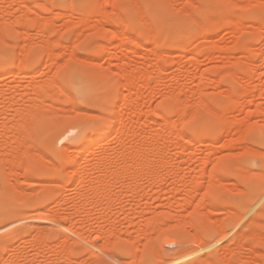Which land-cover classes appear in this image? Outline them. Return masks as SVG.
<instances>
[{
  "label": "rangeland",
  "instance_id": "rangeland-1",
  "mask_svg": "<svg viewBox=\"0 0 264 264\" xmlns=\"http://www.w3.org/2000/svg\"><path fill=\"white\" fill-rule=\"evenodd\" d=\"M0 24V264L264 261V0H0Z\"/></svg>",
  "mask_w": 264,
  "mask_h": 264
},
{
  "label": "bare ground",
  "instance_id": "bare-ground-1",
  "mask_svg": "<svg viewBox=\"0 0 264 264\" xmlns=\"http://www.w3.org/2000/svg\"><path fill=\"white\" fill-rule=\"evenodd\" d=\"M69 2H70V1H69ZM23 3H24V2H23ZM23 3H22V4H23ZM69 4H70V3H69ZM69 4H68V6H69ZM70 5H71V4H70ZM100 8H101V7H100ZM62 15H63V14H62ZM67 15L69 16V14H67ZM70 15H71V13H70ZM72 16H73V15H72ZM79 16H80V15H79ZM86 16H87V15H86ZM81 18H82V17H81ZM84 18H85L84 20L87 21V19H86L87 17H84ZM225 18H226V17H225ZM231 18H232V17H231ZM82 19H83V18H82ZM194 19H195V18H194ZM228 19H229V18H228ZM195 20H196V19H195ZM232 20H233V18H232ZM13 21H14V20H13ZM16 21H17V20H16ZM39 21H40V20H39ZM141 21H143V20H141ZM236 21H237V20H236ZM17 22H18V21H17ZM71 22H72V21H71ZM122 22H123V21H122ZM122 22H121V23H122ZM124 22H125V21H124ZM196 23H198V25H201V24H200V23H201L200 21H196ZM235 23H236V22H235ZM1 24H2V23H1ZM1 24H0V26H1L0 28L2 29V25H1ZM237 24H238V23H237ZM37 25H38V24H37ZM73 25H74V24H73ZM124 25H125V24H124ZM201 26H202V25H201ZM201 26H199V28H201ZM203 28H204V27H203ZM237 28H238V27H237ZM239 29H240V28H239ZM239 29H238V30H239ZM240 30H242V29H240ZM202 31H203V29H202ZM40 33H41V32H40ZM204 33H205V32H204ZM261 33L263 34V32H261ZM114 34H116V32H115ZM114 34H113V35H114ZM113 35H111L110 38H111ZM263 35H264V34H263ZM0 36H1V33H0ZM45 36H46V35H45ZM115 36H116V35H115ZM117 37H118V36H117ZM152 37H153V39H154V35H153ZM2 38H3V37H2ZM263 38H264V37H263ZM150 39H152V38H150ZM153 39H152V40H153ZM263 41H264V40H263ZM154 42H155V41H154ZM28 43H29V42H28ZM28 45H29V44H28ZM244 46H245L244 48H245V51H246V47H247V45H244ZM99 48H100V47H99ZM248 49H249V48H248ZM250 49H251V48H250ZM250 49H249V50H250ZM249 50H248V51H249ZM49 52H50V51H49ZM107 52H109V51H107ZM107 52H106V55H107V57H108V56H110L111 53H107ZM263 52H264V50H263ZM46 53H47V52H46ZM243 53H244V52H243ZM245 53H247V52H245ZM247 54H248V53H247ZM247 54H246L245 56H247ZM48 55H51V54H48ZM51 56H52V55H51ZM71 56H72V55H71ZM249 56H250V55H249ZM49 57H50V56H49ZM248 58H249V57H248ZM247 60H248V59H247ZM240 62H241V61H240ZM247 62H249V61H247ZM158 64H159V63H158ZM155 66H156V65H155ZM249 66H250V65H249ZM253 66H254V65H253ZM124 67H125V66H124ZM126 67H127V66H126ZM126 67H125V69H126ZM157 67H158V66H157ZM157 67H156V68H157ZM159 67H160V66H159ZM159 67H158V69H159ZM254 67H255V66H254ZM121 68H122V67H121ZM154 68H155V67H154ZM251 68H252V66H251ZM122 69H123V68H122ZM158 69H157V70H158ZM160 69H161V68H160ZM162 69H163V68H162ZM252 69H253V68H252ZM131 70H132V69H131ZM141 70H142V69H141ZM157 70H156V71H157ZM125 71H126V70H125ZM132 71H133V70H132ZM136 71H139V73L141 72L140 70H136ZM129 72H131V71H129ZM134 72H135V71H134ZM142 72H144V71H142ZM142 72H141V74H139V73H136V74L143 75ZM159 72H160V71H159ZM159 72L157 71V72H155V73H159ZM231 74H232V72H231ZM74 75H75V74H74ZM132 75H134L133 72H132ZM234 75H235V74H234ZM108 77H109V76H108ZM128 77H129V78H128ZM128 77H126L127 79H122V80H121V81H122V84H123V80L126 81V82L124 83L125 85H123V87L125 86V87H124V88H125V89H124L125 92H123V93H122V96H121V98H122L121 107H122V108H121L120 110H119V109L116 110V111H118V112L116 113V116H115V119H116V125H115V127H114V131H113L112 133H117L116 131L119 130L120 127H122V126L126 123L125 120H127L126 117L128 116V114H126V112H127V111H126V110H127L126 108H127L128 105L131 103V101H132V102H135L133 96L137 95V93H136V91H135V95H134V93L132 94L133 91H131L132 87L134 86V85L132 86V84H134V82H132V81L134 80V78H133V77H130V76H128ZM256 77H257V76H256ZM235 78L238 79L237 77H235ZM250 79H251V78H250ZM255 79H256V78H255ZM79 80H80V79H79ZM238 80H239V79H238ZM238 80H237V81H238ZM251 80H252V79H251ZM134 81H135V80H134ZM72 82H73V83H77V84H79V82L77 81V77H75V76H73V80H72ZM145 83H146V82H145ZM79 85H80V84H79ZM36 86H37V85H36ZM36 86L34 85V87H36ZM34 87H33V88H34ZM40 88H41V87H40ZM84 88H86V87H84ZM133 88H134V87H133ZM46 89H47V87H46ZM89 89H90V88H89ZM122 89H123V88H122ZM133 90H134V89H133ZM47 91H48V89H47ZM130 91H131V92H130ZM152 91H153V90H152ZM38 92H39V91H37V93H38ZM48 92H49V91H48ZM256 92H257V91H256ZM256 92H255V93L252 92V94H251V92H250V96H251V97H250L251 99L249 100L250 103H251V101L253 102V101H254L253 99L256 98V97H255V96H257V93H256ZM49 94H50V92H49ZM168 94H169V93H168ZM173 94H175V93H173ZM170 95H171V94H170ZM137 96H138V95H137ZM137 96H136V99L138 98ZM162 96H163V95H161V97H162ZM41 99H42V98H41ZM202 99H203V98H202ZM42 100H44V99H42ZM173 101H174V99H173ZM179 101H180V100H179ZM10 102H12V101H10ZM30 102H31V101H30ZM41 102H42V101H41ZM136 102H137V101H136ZM136 102H135V103H136ZM138 102H139V101H138ZM201 102H202V101H201ZM203 102H204V101H203ZM14 103H17V102H14ZM36 103H38V102L36 101ZM106 103H108V101H106ZM180 103H181V101H180ZM24 104H25V103H24ZM24 104H23V105H24ZM27 104H28V103H27ZM131 104H132V103H131ZM174 104H175V102H174ZM178 104H179V103H178ZM181 104H182V103H181ZM40 105H42V104L40 103ZM44 105L46 106L47 104H44ZM136 105H137V104H136ZM24 106H25V105H24ZM26 106H27V105H26ZM47 106H48V105H47ZM51 106H52V104H51ZM42 107L46 109L45 111L50 112V111H49L50 109H49V108H46V107H44V106H41V107H39V108H42ZM49 107H50V106H49ZM129 107H131V106L129 105ZM175 107H176V106H175ZM180 109H181V108H180ZM29 110H31V108H30ZM41 110H43V109H40V111H41ZM138 110H139V109H138ZM154 110H155V109H154ZM154 110H153V111H154ZM23 111H25V110L23 109ZM40 111H39V112H40ZM128 111H129V110H128ZM139 111H141V110H139ZM176 111H178V110H176ZM32 112H33V110H32ZM21 113H23V112L21 111ZM29 113H30V112H28V115H29ZM33 113H34V112H33ZM42 113H44L43 115H46V114H45L46 112L43 111V112H41V114H42ZM51 113H52V112H51ZM136 113H139V112H136ZM156 113H157V112H156ZM217 113H218V112H217ZM25 114H26V113L24 112L23 115H25ZM41 114H39L37 117L39 118ZM48 114H49V113H48ZM48 114H47V115H48ZM140 114H141V113H140ZM157 114H160L159 116L163 118V116H161V113H157ZM214 114H215V113H214ZM219 114H220V113H219ZM21 115H22V114H21ZM34 115H35V114H34ZM43 115H42V116H43ZM85 115H86V114H85ZM102 115H103V114H102ZM137 115H138V114H137ZM26 116H27V115H26ZM32 116H33V115H30V117H32ZM35 116H36V115H35ZM35 116H34V117H35ZM75 116H76V115H75ZM77 116H78V115H77ZM138 116H139V115H138ZM140 116H141V115H140ZM149 116H150V115H149ZM156 116H157V115H156ZM156 116H154V117H156ZM179 116H180V115H179ZM30 117H29V118H30ZM34 117H33V118H34ZM40 118H41V117H40ZM40 118H39V119H40ZM152 118H153V117H152ZM156 118H157V117H156ZM156 118H155V119H156ZM157 119H158V118H157ZM157 119H156V120H157ZM43 120L45 121V119L42 117V121H43ZM51 120H52V119H51ZM178 120H179V119H178ZM39 121H40V120H39ZM44 121H43V122H44ZM153 121H154V119H153ZM34 122H35V120H34ZM127 122H128V121H127ZM157 122H158V121H157ZM163 122H164V120H163ZM166 122H167V121H166ZM168 122H169V121H168ZM168 122H167V123H168ZM154 123H156V122H154ZM170 124H172V122H171ZM125 125H126V124H125ZM158 125H159V124H158ZM163 125H164V124H163ZM167 125H169V124H167ZM174 125H175V124H174ZM143 126H144V124H143ZM164 126H166V125H164ZM169 126H170V125H169ZM169 126H168V127H169ZM152 127H153V126H152ZM166 127H167V126H166ZM118 128H119V129H118ZM124 128H125V126H124ZM166 129H167V128H166ZM167 130H168V129H167ZM76 131H77V130H76ZM123 131H124V129H123ZM158 131H159V129H158ZM155 132H156V131H155ZM152 133H153V132H152ZM168 133H169V132H168ZM158 134H159V133H158ZM160 134H162V133H160ZM181 134H182V133H181ZM114 135H115V134H114ZM153 135H154V134H153ZM153 135H152V136H153ZM156 135H157V133H156ZM117 136H118V135H117ZM136 136H137V135H136ZM154 136H155V135H154ZM158 136H159V135H158ZM163 136H164V134H163ZM178 136H179V135H178ZM183 136H184V134H183ZM185 136H186V135H185ZM88 137H89V136H88ZM122 137H123V136H122ZM181 137H182V135H181ZM152 138H153V137H152ZM152 138H150V139H152ZM164 138H165V137H164ZM186 138H187V137H186ZM188 138H189V137H188ZM122 140H124V139H122ZM182 140H184V139H182ZM189 140H190V139H189ZM175 141H176V140H175ZM185 142H186V141H185ZM185 142H184V143H185ZM190 143H191V140H190ZM192 143H193V142H192ZM120 144H123V143H120ZM157 144H158V143H157ZM179 144H180V143H179ZM185 144L188 145L189 143H188V144L185 143ZM158 145H159V144H158ZM118 146H120V145H118ZM140 146H141V145H140ZM142 146H143V145H142ZM152 146H153V145H152ZM159 147H160V145H159ZM177 147H178V146H177ZM186 147H187V146H186ZM116 148H117V147H116ZM137 148H138V147H137ZM139 148H140V147H139ZM141 148H142V147H141ZM180 148L183 149V146L180 147ZM155 149H156V148H155ZM138 150H139V149H138ZM147 150H148V149H147ZM139 151H140V150H139ZM139 151H138V152H139ZM144 151H145V150H144ZM150 151H151V150H150ZM163 151H164V150H163ZM132 152H133V151H132ZM152 152H154V151L152 150ZM156 152H158V151H156ZM67 153H68V152H67ZM84 153H85V151H84ZM134 153H135V152H134ZM145 153H146V152H145ZM85 154H86V153H85ZM152 154H153V153H152ZM152 154H151V155H152ZM158 154H159V153H158ZM78 155H79V154H78ZM141 155H142V154H141ZM137 156H138V154H137ZM139 156H140V155H139ZM81 157H82V155H81ZM133 157H134V156H133ZM135 157H136V156H135ZM162 157H163V156H162ZM74 158H75V157H74ZM121 158H122V157H121ZM143 158H144V157H143ZM155 158H156V157H155ZM82 159H83V158H82ZM82 159H81V160H82ZM84 159H85V158H84ZM137 159H138V158H137ZM161 159H162V158H161ZM89 160H90V159H89ZM106 160H107V159H106ZM118 160H119V159H118ZM121 160H122V159H121ZM141 160H142V159H141ZM157 160H158V159H157ZM157 160H156V161H157ZM45 161H46V160H45ZM76 161H77V159H76ZM78 161H79V160H78ZM78 161H77V162H78ZM86 161H87V160H86ZM86 161H85V162H86ZM115 161H116V160H115ZM135 161H136V160H135ZM148 161H149V160H148ZM164 161H165V160H164ZM202 161H203V160H202ZM209 161H210V160H209ZM81 162H83V160H82ZM87 162H89V161H87ZM105 162H106V161H105ZM131 162H132V161H131ZM150 162H151V161H150ZM166 162H167V161H166ZM200 162H201V161H200ZM79 163H80V162H79ZM90 163H91V162H90ZM108 163H109V162H108ZM115 163H116V162H115ZM136 163H137V162H136ZM167 163H168V162H167ZM84 164H86V163H84ZM156 164H157V163H156ZM197 164H198V163H197ZM199 164H200L199 166L201 167V163H199ZM77 165H78V164H77ZM79 165L81 166V163H80ZM87 165H89V164H87ZM99 165H100V164H99ZM125 165H126V163H125ZM125 165H124V166H125ZM80 166H77L76 169H77L79 172L82 173V168H81ZM83 166H84V168H86L85 165H82V167H83ZM91 166H92V164L90 165V167H91ZM120 166H121V165H120ZM122 166H123V164H122ZM144 166H145V165H144ZM149 166H150V165H149ZM152 166H153V165H152ZM168 166H169V165H168ZM203 166H204V165H203ZM203 166H202V167H203ZM93 167H94V166H93ZM93 167H92V168H93ZM98 167H99V166H98ZM135 167H136V166H135ZM142 167H143V166H142ZM147 167H148V166H147ZM147 167H146V168H147ZM87 168H88V166H87ZM116 168H117V167H116ZM169 168H170V167H169ZM203 168H204V167H203ZM71 169H72V168H71ZM102 169H103V167H102ZM151 169H152V168H151ZM154 169H155V168H154ZM72 170H73V169H72ZM105 170H106V169H105ZM114 170H115V169H114ZM97 171H98V170H97ZM115 171H116V170H115ZM133 171H134V170H133ZM79 172H78V173H79ZM116 172H117V171H116ZM124 172H125V171H124ZM78 173H76V174H78ZM81 173H79V174H81ZM100 173H101V172H100ZM127 173H128V172H127ZM114 174H115V173H114ZM124 174H125V173H124ZM74 175H75V174H74ZM90 175H91V174H90ZM126 175H127V174H126ZM126 175H125V176H126ZM128 175H129V174H128ZM95 177H96V176H95ZM99 179H101L100 176H99ZM102 179H103V178H102ZM107 180H108V179H107ZM92 181H93V180H92ZM100 181H101V180H100ZM103 181H104V179H103ZM94 188H95V187H94ZM94 188H93V189H94ZM90 191H91V190H90ZM98 191H99V190H98ZM82 192H83V191H82ZM93 192H94V191H93ZM80 193H81V192H80ZM87 193H88V192H87ZM95 193H96V192H95ZM95 193H94V194H95ZM78 194H79V193H78ZM85 194H86V193H85ZM88 195H89V194H88ZM90 195H92V194H90ZM95 195H96V194H95ZM79 196H80V195H79ZM103 196H105V195H103ZM82 197H83V196H82ZM87 197H88V196H87ZM90 197H91V196H90ZM95 198H96V196H95ZM103 198H104V197H103ZM100 200H101V199H100ZM109 200H110V199H109ZM86 201H87V199H86ZM91 201H92V200H91ZM102 201H103V200H102ZM107 201H108V200H107ZM108 202H109V201H108ZM98 203H99V202H98ZM105 203H107V202H105ZM100 204H101V203H100ZM45 220H46V219H45ZM55 220H56V219H55ZM52 221H53V219H52ZM54 222H55V221H54ZM57 222H58V221H57ZM58 223H59V222H58ZM51 225H54V224L52 223ZM51 225H50V227H51ZM59 226H60V225H59ZM50 227H49V228H50ZM61 227H63V226H61ZM47 228H48V227H47ZM51 228H52V227H51ZM71 228H72V227H71ZM45 229H46V228H45ZM64 229H65V227H64ZM65 230H66V229H65ZM67 230H68V229H67ZM39 231H42V230H39ZM47 231H48V230H47ZM63 231H64V230H63ZM43 232H46V231H43ZM69 232H70V231H69ZM41 234H42V233H41ZM72 234H73V233H72ZM66 235H67V234H66ZM74 235H75V234H74ZM77 237H80V236H77ZM168 237H169V236H168ZM69 238H70V237H69ZM71 239H72V238H71ZM65 240H66V238H65ZM68 240H69V239H68ZM44 241H45V240H44ZM69 241H70V240H69ZM41 242H42V241H41ZM41 242H40V243H41ZM63 243H64V242H63ZM68 244H69V243H68ZM152 244H153V243H152ZM47 245H48V244H47ZM42 246H43V245H42ZM60 246H61V245H60ZM203 247H204V246H203ZM61 248H62V247H61ZM49 249H50V247H49ZM65 250H66V249H65ZM53 251H54V250H53ZM62 252H63V251H62ZM68 252H69V251H68ZM0 254H1V253H0ZM184 254H185V253H184ZM189 254H190V253H189ZM56 255H57V254H56ZM56 255H55V256H56ZM58 256H59V255H58ZM19 257H20V256H19ZM67 257H69V256H67ZM9 258H10V257H9ZM16 258H17V257H16ZM22 258H23V257H22ZM62 258H63V257H62ZM65 258H66V256H65ZM65 258H64V259H65ZM7 259H8V258H7ZM20 259H21V258H20ZM25 259H26V258H25ZM16 260H17V259H16ZM57 260H58V259H57ZM60 260H61V259H60ZM66 260H67V259H66ZM66 260H64V261H66ZM11 261H12V260H11ZM11 261H10V262H11ZM61 261L63 262V260H61ZM61 261H60V262H61ZM69 261H70V260H69ZM12 262H14V260H13ZM14 263L16 264V262H14ZM58 263H59V262H58ZM74 263H75V262H74ZM64 264H66V263H64Z\"/></svg>",
  "mask_w": 264,
  "mask_h": 264
},
{
  "label": "snow or ice",
  "instance_id": "snow-or-ice-1",
  "mask_svg": "<svg viewBox=\"0 0 264 264\" xmlns=\"http://www.w3.org/2000/svg\"><path fill=\"white\" fill-rule=\"evenodd\" d=\"M87 127H91V125H89V126H86V129H87ZM99 130H101V131H102L103 129H102V128H100ZM143 264H149V261H147V260H144V261H143ZM261 264H264V261H262V262H261Z\"/></svg>",
  "mask_w": 264,
  "mask_h": 264
}]
</instances>
